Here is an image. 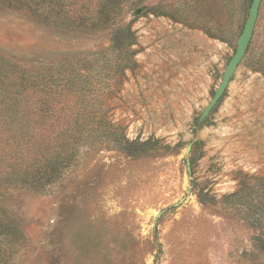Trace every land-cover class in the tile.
Masks as SVG:
<instances>
[{
    "label": "rangeland",
    "instance_id": "rangeland-1",
    "mask_svg": "<svg viewBox=\"0 0 264 264\" xmlns=\"http://www.w3.org/2000/svg\"><path fill=\"white\" fill-rule=\"evenodd\" d=\"M249 5L127 0L108 29L78 36L0 6L7 69L73 57L81 71L94 63L95 76L87 95L60 93L86 106L79 150L61 177L3 190L20 233V243L2 247L5 264H264L255 241L264 234V75L256 70L264 0L245 55L200 119ZM126 26L134 44L122 71ZM24 147L0 146V169L18 175Z\"/></svg>",
    "mask_w": 264,
    "mask_h": 264
},
{
    "label": "trees",
    "instance_id": "trees-1",
    "mask_svg": "<svg viewBox=\"0 0 264 264\" xmlns=\"http://www.w3.org/2000/svg\"><path fill=\"white\" fill-rule=\"evenodd\" d=\"M126 1L86 0L84 3V0H0V6L22 10L48 28L53 27L65 35L78 36L108 29L115 18L121 15ZM124 34L118 46L124 59L122 71L131 63L129 54L132 52L129 48L134 44L133 35L127 26ZM86 56L94 58L93 53ZM79 62L82 60L62 58L52 65L19 67L17 70L20 73L17 74L15 65L7 69L8 61H0V97L7 100L5 103L3 100L0 106V146L21 148L25 145L24 149L28 150L23 152L25 158L22 159L18 175H9L6 169H0V264H5L2 247L11 248L20 243L16 223L2 203L5 187L25 186L26 189H32L51 184L61 177L73 160V154L79 150L82 141L80 116H83L80 111L85 110L86 106L83 107L81 99L73 102L65 100L64 97L70 91L63 96L60 94L68 89H79L76 92L78 96L89 93L83 88L95 79L91 74L94 63L87 64L88 68L81 71ZM256 65V70L264 75V48ZM4 84H9L7 90L2 88ZM57 89L59 95L55 98ZM20 238L22 240V236ZM255 241L256 248L264 252V234L257 236Z\"/></svg>",
    "mask_w": 264,
    "mask_h": 264
},
{
    "label": "water",
    "instance_id": "water-1",
    "mask_svg": "<svg viewBox=\"0 0 264 264\" xmlns=\"http://www.w3.org/2000/svg\"><path fill=\"white\" fill-rule=\"evenodd\" d=\"M261 1L262 0H250L247 18L245 20L241 33L237 39L235 52L233 53L232 57L227 62L223 75H222L221 82L219 83L213 96L211 97L210 101L208 102L203 112L201 113L200 119H203L204 117H206L209 114L210 110L218 102L223 92L227 88L230 82V79L232 75L234 74L238 64L240 63L243 56L245 55L246 49L249 45V42L254 32Z\"/></svg>",
    "mask_w": 264,
    "mask_h": 264
}]
</instances>
